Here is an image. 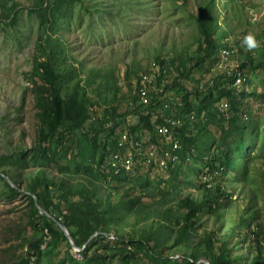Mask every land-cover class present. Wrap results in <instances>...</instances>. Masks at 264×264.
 Returning a JSON list of instances; mask_svg holds the SVG:
<instances>
[{
	"label": "rangeland",
	"instance_id": "374dc122",
	"mask_svg": "<svg viewBox=\"0 0 264 264\" xmlns=\"http://www.w3.org/2000/svg\"><path fill=\"white\" fill-rule=\"evenodd\" d=\"M12 1L19 3L15 21L12 23L0 15V264H19L23 257L31 259L30 264H33L34 250L28 249L33 236L35 240H42L40 264H55L65 256L67 242L51 234L46 227L40 230L42 220L34 212L31 199L23 188L30 180L28 176L35 174L41 166L51 175L69 169L52 163L34 162L30 152L20 150L32 146L37 134L32 81L40 83V80L25 73L33 66L38 19L30 11L34 0H0V10L2 5H9ZM209 1L186 0L184 4L182 0H72L57 25L49 28L50 36L66 46L62 66L64 76L58 89L60 96L66 98L76 94L85 99L89 117L81 126V133L79 131L82 137L79 148L87 143L86 158L92 166L99 163L100 145L108 136L107 129L99 128L97 118L103 117L105 123L102 127L107 128L113 125L110 118L115 110L120 113L131 107L134 85L149 61L156 56L168 62L173 57L176 64L183 59L187 67L192 65L187 58L196 55L200 41L194 17L198 5ZM209 15L215 17L216 25L213 27L216 35L222 32V41L228 45L239 47L242 45L241 37L253 33L258 47L250 51L255 58L261 57L264 61V0H213ZM70 65H73L71 71L68 70ZM202 71L199 67L189 69L188 76L181 78L180 83L186 90H194L199 81L205 82ZM243 72L252 80L250 83L244 81L237 88L245 89L247 93L250 86L256 90L244 98L248 111L244 118L256 127L253 132L255 144L245 150L243 157L235 159L238 168L233 173L213 176L200 171L197 174L202 161L193 148L185 161L178 160L169 165L164 174L137 160L134 171L124 172L130 181L108 182L110 179L107 178V182L100 179L95 182V200L101 198L103 203L107 202L110 194L112 200L109 201H113L114 211L106 214L110 215L106 235L112 241L120 238V243L114 248V257L105 264H188L185 258L191 254L200 260L218 255L219 241H224V250L232 258L242 256V259H236V264H242L245 258L249 259L257 252L252 236L242 239L246 227L242 222L238 223L237 218L246 214V205L254 198L253 205L258 211L264 235V103L260 96L264 69L252 71L250 67H244ZM163 91L155 98L160 104L152 109L151 122L158 114L166 116L176 112L174 103L179 101L180 94L171 88ZM164 98H167L166 105L161 103ZM217 106L220 112L226 113L227 99L222 98ZM181 115L184 118L185 114ZM204 115L201 112L198 120ZM137 122L138 116L128 113L119 119L116 129H129ZM93 124L98 128L95 129ZM190 128L189 133H185L189 138L198 134L199 139L203 133H208ZM92 143L96 147L93 151L89 146ZM79 148L73 147L68 153L74 154ZM107 157L102 158L104 164ZM19 158L26 162L22 173L18 172ZM175 166H178L176 179L171 177ZM6 170L17 175L21 187L18 192L9 188L7 182L12 185V181L6 178ZM82 173L81 177L88 176V173ZM135 176L148 181L143 189L139 183L135 185L140 181ZM205 182L207 188L211 187L208 195L215 192L214 186L225 194H217L216 200L209 195V199L198 208L197 229L188 238L176 240L174 233L165 227L168 222L162 210L167 204H172L178 212L176 201L184 195L200 199L205 191ZM129 193L140 195L148 206L142 207L134 200L130 201ZM117 196H120V201L115 200ZM160 205L161 209L153 212L154 207ZM32 222L36 228L32 227ZM71 228L73 231L76 229L75 226ZM146 233H150L149 241L142 246L139 239ZM97 247H92V250ZM261 247L264 251V241ZM68 251L83 264V248L77 250L70 244ZM166 257H174L175 260H167Z\"/></svg>",
	"mask_w": 264,
	"mask_h": 264
},
{
	"label": "trees",
	"instance_id": "16d2710c",
	"mask_svg": "<svg viewBox=\"0 0 264 264\" xmlns=\"http://www.w3.org/2000/svg\"><path fill=\"white\" fill-rule=\"evenodd\" d=\"M72 2V0H34L30 11L37 15L38 19V33L36 37L35 53L33 56L32 70L25 74L30 78H37L40 83L33 80L34 91V103L37 108V134L35 143L28 148H20V150H26L30 152L32 160L35 162H46L48 164H56L58 167L65 166L69 171L59 173L48 174L46 169L42 166L37 168V171L33 175H29L30 180L25 184L24 191L30 197L34 212L42 220V230L46 227L48 231L55 235L60 236L61 239L67 242V250H65V256L57 261L55 264H80L81 261L77 260L69 251L70 244L67 237L56 223L60 221L69 231V234L74 243L83 248L85 262H91V264H105L110 261L115 255V246L120 243L118 240L112 241L108 238L106 232L108 231L107 224L108 218L114 211L113 201L110 194L107 198V202H102L99 198L95 200L96 196V181L99 179L103 182H107V178L110 181L124 182L130 181V177L123 171L115 172L113 169L106 171V164H104V156L116 150L117 139L124 131L123 129H116L119 119L124 117L128 113L136 114L138 116V122L125 129L134 134L135 138L142 137L145 133L152 135L155 139L154 125L158 123H165L164 117L158 114L153 122L150 121V117L153 115V110L160 104L156 100L157 94H162L165 89H174L175 92L180 94L178 102H175L176 107L175 115L182 117L181 114H185L182 118V123L174 125L173 132L175 139L179 142L180 148L177 150L179 160L185 161L190 156L191 150L194 148L199 154V158L202 161V165L197 170V174L201 171L207 172L210 175L233 173L237 170L238 165L235 163V159L243 157V153L247 151L255 144L254 130L256 127L251 125L250 121L245 120L244 113H247L245 108L246 102L244 98L248 94L256 92L255 88L251 87L249 93L245 89H239L238 86H242L243 82L250 83L252 80L249 75H245L243 72L244 67H250L253 70L264 69V61L261 57L255 58L253 52L247 49L243 43L237 46V59L236 54L232 53L228 57V65L224 67L214 68L219 62V53L221 49H232L236 46L228 45L222 41L224 35L222 32L216 35L213 26L216 25L214 15L208 14L212 10L213 0L203 5H198L197 14L194 19L196 21L199 44L197 46L196 55L187 58L191 61L192 67L186 66V61L181 59L176 64V60L171 57L169 62L160 56H156L152 59V62L158 64L159 74L156 78V88L149 89L148 102L144 103L139 100L136 94V86L139 83V77L134 85L133 93L130 97V108L123 112L114 111L110 120H113V125L103 128L105 119L103 117L97 118L96 122L99 128L102 130L107 129V137L103 139L100 145L99 151V163L93 165L86 158L87 156V143L79 148L80 137L79 131L83 123H85L89 113L86 109L85 99L83 96L72 95L66 98L60 96L58 91L60 81H63V69L64 60L66 58V46L59 40L52 38L48 33L49 28H53L57 25V22L66 9V7ZM185 4L186 0H182ZM19 3L12 1L9 5H2L0 15L4 18H9L10 22H14L17 16V7ZM264 34V30H263ZM244 37V36H243ZM241 37V40H243ZM264 46V45H263ZM264 48V47H263ZM264 54V49H263ZM146 66L144 72L149 70L150 63ZM238 61V62H237ZM237 66H234V64ZM73 65H70L68 70L71 71ZM202 71L203 80L196 84L194 90H186L180 83L181 78L188 76V70L191 68H198ZM236 68L241 71L242 81L239 85L234 86L232 83L236 77ZM163 70L169 75H173L172 79L169 77L166 81L161 83L160 78L163 75ZM213 73V74H210ZM215 72V73H214ZM71 73V72H70ZM206 73V74H205ZM165 74V73H164ZM218 80V81H217ZM130 82V81H129ZM168 82V83H167ZM170 82V83H169ZM263 90L260 92L262 101L264 103V78H262ZM48 84V87H47ZM164 87V88H163ZM177 87V88H176ZM239 90V91H235ZM48 91V93H46ZM184 91V93L180 92ZM46 93V94H45ZM182 96V97H181ZM163 98V97H162ZM226 98L228 101V108L226 113L220 112L217 103ZM163 105L167 104V98L161 100ZM144 110V111H142ZM107 113V109L104 110ZM203 112L204 118L198 120L200 113ZM194 115V120H190V116ZM174 115V116H175ZM170 116V114L166 115ZM107 117H109L107 115ZM176 117V116H175ZM197 118V121L195 120ZM95 129L96 127L94 124ZM195 128L198 131L208 132L200 136L196 134L195 137L189 138L185 135L186 131ZM81 133V131H80ZM189 133V131H188ZM200 140V141H199ZM90 147L96 149L95 145L89 144ZM73 147L79 148L78 152L69 154L68 151ZM250 147V148H249ZM59 149V150H57ZM20 156V155H17ZM198 157H195L197 159ZM18 172H23L26 164L25 159L19 158ZM174 167V166H173ZM176 167V166H175ZM178 167V166H177ZM177 167L171 171V177L176 179ZM205 171H204V170ZM88 173L87 177H81L82 172ZM9 180L12 181V185L8 184L9 188L13 192H18L20 185L15 173L10 174L7 170L4 172ZM72 179H69V178ZM137 177V176H135ZM134 177V178H135ZM140 181L135 185L140 184L141 189L144 185H147V180L144 178H138ZM142 179V180H141ZM205 191L200 199L193 198L189 195H184L177 199L176 206L178 212L175 211V207L172 204L162 210L166 221L168 222L165 227L167 231L174 233L176 240H184L188 238L191 232L195 231L199 226V217L197 215L198 208L209 199V195L213 200H216L217 194H225L219 187L214 188L215 192H211V187H206V182L203 183ZM132 190V189H131ZM59 192L54 196L55 193ZM129 193V200H134L142 207L148 206L141 199L140 195H131ZM36 197V203L42 207L46 213H41L34 201ZM70 196H73L71 200ZM120 196H117L115 200L120 201ZM254 198L249 200L246 207V214L237 218L238 223L245 224L246 231L242 237L249 238L252 236V242L255 245L257 252L249 259H244L242 264H264V251L262 250L261 243L264 241V235L262 232V225L258 220V211L255 209L253 202ZM161 206H156L155 211L161 209ZM183 208L185 210H183ZM65 211V212H64ZM32 227L36 228L37 225L32 222ZM72 226H75V231L72 230ZM172 229L174 231H172ZM94 232H98L88 242V238ZM149 234L141 236L139 241L142 246L146 244L149 239ZM33 236L29 244L30 250H34L33 264H40V242L41 239L35 240ZM35 240V241H33ZM87 242V243H86ZM85 244V245H84ZM84 245V247H83ZM98 246L96 250H92V247ZM217 251L218 255H213L212 258H208L209 264H236V259H242L241 255L232 258L224 250V241H219ZM90 256L87 257V253ZM167 260H173L174 257H166ZM188 264H205L200 261V257H196L195 254H191L188 258H185ZM170 260V261H171ZM175 260V259H174ZM31 259L23 257L19 264H30Z\"/></svg>",
	"mask_w": 264,
	"mask_h": 264
},
{
	"label": "built area",
	"instance_id": "2783aa9c",
	"mask_svg": "<svg viewBox=\"0 0 264 264\" xmlns=\"http://www.w3.org/2000/svg\"><path fill=\"white\" fill-rule=\"evenodd\" d=\"M232 53L236 54L237 59V47L230 50L221 49L219 62L214 68L228 65V57ZM234 66H237V64L235 63ZM159 68L158 64L151 61L149 70L143 71L139 75V83L136 86L135 92L139 100L144 103L148 102L149 89L156 88V78L160 75ZM162 73L163 75L160 78L161 83L169 77L166 71L163 70ZM241 81V71L236 68V77L232 84L237 86ZM174 115L165 116V123L154 125L155 139L152 138V135L135 138L134 134L130 133V131L124 130L117 139L116 150L112 151L107 159H105L106 171L113 169L115 172L123 171L130 173L135 170L136 161L139 160L144 166H151V168L158 169L164 174L169 165H174L179 160L177 150L180 148V144L175 139L172 128L174 125L181 124L182 118L177 115L175 117ZM190 118H193V115Z\"/></svg>",
	"mask_w": 264,
	"mask_h": 264
},
{
	"label": "water",
	"instance_id": "95a60500",
	"mask_svg": "<svg viewBox=\"0 0 264 264\" xmlns=\"http://www.w3.org/2000/svg\"><path fill=\"white\" fill-rule=\"evenodd\" d=\"M11 182V181H10ZM12 183V182H11ZM35 203H36V199H35ZM36 205H37V207H38V209H39V211L41 212V213H46V211L42 208V207H40L37 203H36ZM57 222V224L59 225V227L61 228V230L63 231V233H64V235L67 237V239H68V241H69V243L71 244V246L74 248V249H77V250H79V249H81L80 247H78L75 243H74V241L72 240V238H71V236H70V234H69V232H68V229L60 222V221H58V220H56ZM98 232H94L93 234H91L90 235V237L88 238V240H87V242L94 236V235H96ZM85 245V244H84ZM83 245V246H84ZM200 261H202V262H204L205 264H209V261H208V259H201Z\"/></svg>",
	"mask_w": 264,
	"mask_h": 264
},
{
	"label": "clouds",
	"instance_id": "9594fccd",
	"mask_svg": "<svg viewBox=\"0 0 264 264\" xmlns=\"http://www.w3.org/2000/svg\"><path fill=\"white\" fill-rule=\"evenodd\" d=\"M242 43L247 49H254L258 47V42L255 35L251 32L247 33L242 40Z\"/></svg>",
	"mask_w": 264,
	"mask_h": 264
}]
</instances>
